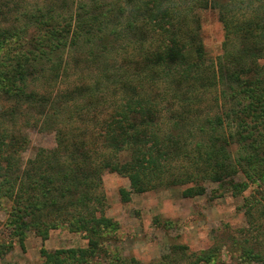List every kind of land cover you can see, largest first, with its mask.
<instances>
[{
    "label": "trees",
    "instance_id": "16d2710c",
    "mask_svg": "<svg viewBox=\"0 0 264 264\" xmlns=\"http://www.w3.org/2000/svg\"><path fill=\"white\" fill-rule=\"evenodd\" d=\"M6 2L22 23L0 31L7 216L0 256L6 245L23 250L29 232L44 243L60 230L86 246L40 249L44 264H140L109 248L118 227L105 213L106 171L128 180L129 190L119 191L126 203L172 189L203 196L207 183L229 180L233 196L251 189L244 216L256 225L252 210L264 201V0H0V7ZM208 7L224 31L214 63L193 28V12ZM219 105L229 109L206 113ZM20 118L55 132L56 148L23 164L26 136L12 128ZM239 174L244 181L234 183ZM176 250L185 255L173 246L163 262H176ZM241 252L264 264L260 253ZM213 253L191 264L213 263Z\"/></svg>",
    "mask_w": 264,
    "mask_h": 264
},
{
    "label": "rangeland",
    "instance_id": "374dc122",
    "mask_svg": "<svg viewBox=\"0 0 264 264\" xmlns=\"http://www.w3.org/2000/svg\"><path fill=\"white\" fill-rule=\"evenodd\" d=\"M7 5V2L1 5L5 15L2 17L0 14V31L22 23L14 21L17 14L10 11ZM192 16L193 28L201 41L204 58L208 63H214L222 55L224 43L218 12L208 7L196 9ZM263 64L261 60L259 65ZM228 107L219 105L206 113L223 114ZM17 121L18 124L12 127L13 131L26 136L27 140V146L21 154L23 164L33 159L38 149L56 148L55 132L38 130L32 120L24 122L20 118ZM102 180L106 216L118 227L115 240L109 246L117 255L133 257L140 264H167L163 262V256L172 255L171 248L179 246L183 247L185 255L180 256L182 251L176 250L173 253L176 262L172 264H191L212 249V259L215 261L200 264H260L241 258L242 248L264 256V201L252 210L256 225L250 226L244 216L245 199L249 197L251 189L240 196H233L230 182L226 180L207 183L203 196L185 198L181 189H172L133 194L130 202L126 203L119 195L121 189L129 190L126 178L106 171ZM232 180L238 183L243 182L244 178L239 174ZM6 218L4 213H0V231L4 229ZM85 244L86 241L79 235H68L66 231H52L50 240L44 243L33 232H29L23 242V250L17 243L6 245L12 247L8 250L4 247L6 250L2 251L0 264H44L40 249L48 252L71 247L81 249Z\"/></svg>",
    "mask_w": 264,
    "mask_h": 264
}]
</instances>
